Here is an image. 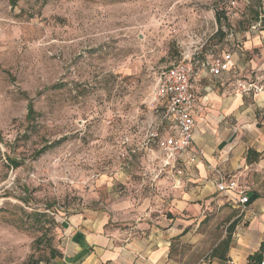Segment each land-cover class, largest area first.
<instances>
[{"label":"rangeland","instance_id":"374dc122","mask_svg":"<svg viewBox=\"0 0 264 264\" xmlns=\"http://www.w3.org/2000/svg\"><path fill=\"white\" fill-rule=\"evenodd\" d=\"M259 19L264 0H0V264H49L71 215L128 230L168 213L170 187H149L155 165L141 149L165 106L159 74L231 54L228 35ZM202 212L172 243L178 264L226 237L220 214L201 210L195 225Z\"/></svg>","mask_w":264,"mask_h":264},{"label":"crops","instance_id":"0c3cea01","mask_svg":"<svg viewBox=\"0 0 264 264\" xmlns=\"http://www.w3.org/2000/svg\"><path fill=\"white\" fill-rule=\"evenodd\" d=\"M261 24L259 19L248 30L230 33L227 38L233 48L231 54L216 48L202 58L230 56L227 74L212 77L202 70L193 82L197 97L193 146L203 152V161L196 166L180 165L183 174L177 181L170 169H162V157L153 142L148 141L150 145L141 148L150 166L155 165L149 172V187L157 184L170 187L164 193L172 195L165 200L169 214L160 215L154 224L141 223L128 230L108 229L107 218L100 214L71 215L63 223L59 255L49 264H178L171 257L172 243L191 238L194 228L206 218L202 212L195 225L201 210L225 218L226 226L231 228L230 242L226 261L210 255L196 264H248V259L256 254L260 255V263H264V26ZM248 85L260 88L261 92H243L242 88ZM249 150L259 154L257 161L246 162ZM212 168L238 182L248 199L244 207L237 198L217 192ZM158 172L161 174L156 179ZM224 238L225 235L207 253Z\"/></svg>","mask_w":264,"mask_h":264},{"label":"built area","instance_id":"2783aa9c","mask_svg":"<svg viewBox=\"0 0 264 264\" xmlns=\"http://www.w3.org/2000/svg\"><path fill=\"white\" fill-rule=\"evenodd\" d=\"M259 25L260 23L256 26ZM202 70L207 71L212 77L227 74L230 71V56L219 55L206 59L196 56L181 60L159 74L154 90L156 100L165 103L160 123H168L169 127L162 130L160 124L149 134L148 141L157 147L162 157V169H170L173 172L172 177L177 181L183 174L180 165L196 166L204 159L203 152L193 146L196 129L194 111L197 104L193 82ZM249 90L261 92L260 88L253 85L242 88L243 92ZM211 172L218 193L232 199L237 198L235 200L242 207L247 204L245 192L236 180L229 179L216 168H212ZM160 174L161 172H158L155 178L157 179Z\"/></svg>","mask_w":264,"mask_h":264},{"label":"trees","instance_id":"16d2710c","mask_svg":"<svg viewBox=\"0 0 264 264\" xmlns=\"http://www.w3.org/2000/svg\"><path fill=\"white\" fill-rule=\"evenodd\" d=\"M215 20H216V22H219L220 18L217 17ZM220 31H221V27L219 26L218 32H220ZM33 114H34V112H33L32 106L29 105L28 106V115H27L28 122H29V120L33 119ZM40 153H42V151ZM258 158H259V154L249 150L247 152L246 162L251 163V162L257 161ZM12 163H13L14 168L18 167L15 161H12ZM230 229L231 228H229V230L227 232L228 234L226 235V237L222 241H220V243L212 250L211 257L219 259L221 261H226L225 255H226V252L228 250L229 242H230V235H229ZM55 257L56 256H53L52 259H54ZM260 260H261L260 255L256 254V255H254L248 259V264H260Z\"/></svg>","mask_w":264,"mask_h":264}]
</instances>
